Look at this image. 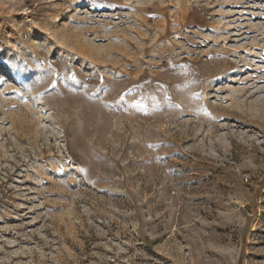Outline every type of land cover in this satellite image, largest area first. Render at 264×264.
<instances>
[{"label": "rangeland", "instance_id": "rangeland-1", "mask_svg": "<svg viewBox=\"0 0 264 264\" xmlns=\"http://www.w3.org/2000/svg\"><path fill=\"white\" fill-rule=\"evenodd\" d=\"M0 264H264V0H0Z\"/></svg>", "mask_w": 264, "mask_h": 264}]
</instances>
